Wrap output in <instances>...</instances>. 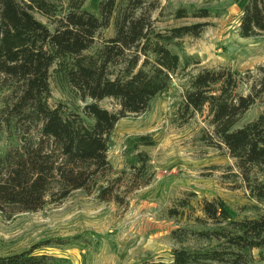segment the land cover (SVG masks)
<instances>
[{
	"label": "trees",
	"instance_id": "obj_1",
	"mask_svg": "<svg viewBox=\"0 0 264 264\" xmlns=\"http://www.w3.org/2000/svg\"><path fill=\"white\" fill-rule=\"evenodd\" d=\"M86 2L70 0L65 8L62 0H0V92L6 93L0 108V215L5 221L61 205L77 191L126 206L156 177L143 152L129 172L114 169L108 159L114 130L122 119L146 114L171 89L181 61L172 49L176 41L200 38L209 24L162 32L153 20L157 2L103 0L99 15L84 10ZM177 18H188L187 12L178 10ZM239 25L240 38L263 37L264 0H248ZM111 27L114 36L102 39ZM52 82L83 106L51 105ZM104 100L118 109L102 108ZM182 100L175 122L183 127L207 114L211 144L227 149L263 213L236 221L224 201H204L205 218L195 222L212 228L173 231L181 247L172 261L143 264H251L253 251L264 249V111L237 125L264 100V67L246 75L226 67L205 69L191 77ZM135 143L154 146L150 136ZM186 210L193 207L185 198L169 215L183 218ZM38 248L0 257V264H62L37 254Z\"/></svg>",
	"mask_w": 264,
	"mask_h": 264
},
{
	"label": "rangeland",
	"instance_id": "obj_2",
	"mask_svg": "<svg viewBox=\"0 0 264 264\" xmlns=\"http://www.w3.org/2000/svg\"><path fill=\"white\" fill-rule=\"evenodd\" d=\"M102 1L87 0L84 10L99 15ZM69 2L62 0L65 8ZM150 2L159 4V9L152 12L158 31L209 24L200 38L189 36L176 41L178 45L172 49L181 61L171 89L156 98L146 114L122 119L114 130L108 154L114 169L129 172L135 155L143 152L151 160L154 181L134 192L126 206L102 203L95 194L77 191L61 205H48L42 212L21 214L11 221L0 215V257L39 246L37 254L52 255L62 264H143L151 259L170 263L174 250L181 247L172 239L173 231L212 228L195 222L196 217L205 218L201 211L204 201H224L236 221L257 218L263 213V206L250 197L227 149L211 144L213 129L207 114L198 115L183 127L175 122L191 77L219 67L244 75L264 67V35L248 39L239 35V22L248 0ZM178 10L187 12L188 18L178 19ZM203 11H208L210 17H193ZM114 33L111 27L101 37L109 39ZM51 89V105L83 106L54 82ZM242 92L248 94L247 88ZM5 96L0 92V108ZM102 102V108L118 109L111 100ZM263 111L264 100H258L237 127L256 120ZM148 136L154 146L136 148L135 142ZM258 178L263 179L261 175ZM185 198L192 203L193 211H184L183 218H171L169 211ZM251 260V264H264V249H255Z\"/></svg>",
	"mask_w": 264,
	"mask_h": 264
}]
</instances>
